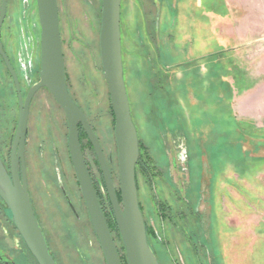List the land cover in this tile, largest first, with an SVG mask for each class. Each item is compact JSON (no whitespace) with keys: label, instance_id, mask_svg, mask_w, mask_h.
I'll list each match as a JSON object with an SVG mask.
<instances>
[{"label":"rangeland","instance_id":"374dc122","mask_svg":"<svg viewBox=\"0 0 264 264\" xmlns=\"http://www.w3.org/2000/svg\"><path fill=\"white\" fill-rule=\"evenodd\" d=\"M57 6L70 90L112 153L118 184L99 53L101 0ZM262 10L264 0L121 2L123 78L141 147L138 202L159 264H264ZM65 152L29 155L34 205L58 264H106ZM85 156L96 172L88 147ZM53 168L69 175L64 183L79 218L51 182ZM100 202L123 259L110 205L105 196ZM12 228L0 212V245L22 262Z\"/></svg>","mask_w":264,"mask_h":264},{"label":"water","instance_id":"95a60500","mask_svg":"<svg viewBox=\"0 0 264 264\" xmlns=\"http://www.w3.org/2000/svg\"><path fill=\"white\" fill-rule=\"evenodd\" d=\"M121 0H102L99 30V53L103 78L107 83L111 109L114 115V135L117 144L120 202L97 136L81 109L71 99L64 75L62 43L59 30L57 0H37L40 24L41 71L28 98L39 87H46L63 109L68 122L70 159L88 211L90 224L101 247L106 264H122L112 234L99 205L82 155L78 124H81L94 150L114 219L122 240L127 264H159L146 233L139 207L135 181V165L139 146L136 128L132 122L129 99L123 78L120 33ZM4 11V1L2 12ZM1 52V45H0ZM26 107L20 111L9 174L0 159V198L6 214L19 232L25 246L37 264H57L51 254L44 233L36 218L27 190L25 171L21 178L17 171V155L23 154L26 134ZM0 264H12L0 256Z\"/></svg>","mask_w":264,"mask_h":264},{"label":"flooded vegetation","instance_id":"af4514ba","mask_svg":"<svg viewBox=\"0 0 264 264\" xmlns=\"http://www.w3.org/2000/svg\"><path fill=\"white\" fill-rule=\"evenodd\" d=\"M3 1H4V11L2 12ZM36 19H37V24H36ZM38 33H39V38L37 36L36 37L37 39L35 41V35L36 34L38 35ZM40 33H41V29H40L39 17H38L37 0H0V45H1L0 159L4 167L6 168L7 172L11 174V159H12V148H13L14 137L19 123L20 111L24 110L26 107L27 119H26V134L24 140L23 154L21 157L18 155V147L16 148V152H15L17 155V171L19 177L21 178L22 167H24L25 179H26V185H27L29 197L36 218L38 220V223L44 233L49 249L51 251L46 233L42 226L41 219L39 217V214L37 213V209L32 199V192L29 181V176H30L29 172L31 166L29 165V161H28L29 155L32 157L33 156L37 157V154L40 155V153L42 154V151L45 150L48 154L50 153L49 158H51L52 154L61 157V155H63L65 150H67L68 154L66 156L69 157L72 168L73 165L70 159L69 148H68V122L66 115L63 109L61 108V106L56 102L50 91L44 86L36 89L32 93V95L28 98L31 88L35 84H37L40 80V71H41ZM63 62H64V54H63ZM64 75H65V85L71 99L74 101L76 105H78V107L84 113L92 130L94 131L95 135L98 138V141L101 145L102 151L104 153L111 174L112 183L118 201L120 202L121 198H120L119 172H118V184H117V181H115L116 178L114 176L111 167L112 164L114 163V158L112 156V153H108V154L105 153L103 149V145L95 129L90 123L88 116L86 115L85 111L82 109L78 101L72 95L66 76L65 62H64ZM131 118L134 124L133 117L131 116ZM64 126L67 132H63ZM78 132H79V142H80V147L84 158V162L86 164L90 179L95 189V193L97 195L100 208L102 210L100 198L102 196H105L107 202L110 205V208L112 209L106 192L103 176L98 161L96 159L94 150L81 124H78ZM65 137H66V148L64 149V144L62 139ZM137 137H138V133H137ZM114 140H115L116 153H117V144H116L115 135H114ZM31 142L34 144L33 148L36 150V152L34 153L33 152L34 149L32 148V153L28 154L29 153L28 146L30 145ZM138 146H139V155L135 165V181L137 176V172H136L137 167L141 163V159H140L141 147H140L139 138H138ZM86 147L90 148L92 150V153L94 154V159L96 160L98 165V170L96 171L97 174L96 172H93L91 165L88 163L86 159L85 156ZM116 158H117V171H118V155H116ZM53 169L54 171L51 172L52 174H54V177H52L51 182L59 189L61 195L63 196L69 208L75 214L76 218H79V215L74 208V205L71 201V198L68 195L64 183L69 179V175L66 174L65 172L61 174V171L57 168L56 169L53 168ZM0 212L4 214L5 218H7V220L10 222L11 226L13 227L11 236L8 230H5V234L6 236H10L11 240L13 241L12 246L14 250L23 255V261L22 262L16 261V259L11 255V253L7 249L3 248L1 245H0V256L5 261L11 262L12 264H37L36 260L30 254L26 246L25 247L27 251L25 250L24 248L25 244L19 232L17 231L16 227L12 224L9 217L7 216L6 208L1 198H0ZM51 254L55 258L52 251ZM122 261L121 263L124 264V262Z\"/></svg>","mask_w":264,"mask_h":264},{"label":"trees","instance_id":"16d2710c","mask_svg":"<svg viewBox=\"0 0 264 264\" xmlns=\"http://www.w3.org/2000/svg\"><path fill=\"white\" fill-rule=\"evenodd\" d=\"M111 209V208H110ZM103 212V215H104V217H105V219H106V222H107V225H108V227H109V230L111 231V228H110V225H109V220H108V218H107V216L105 215V213H104V211H102ZM111 220H112V223H113V227L115 228V230L117 231V235L119 236V238H120V235H119V231H118V228H117V225H116V222H115V219H114V215H113V211H112V209H111ZM147 232V231H146ZM120 240H121V238H120ZM121 242H122V240H121ZM122 249L124 250V246H123V243H122ZM119 256H120V254H119ZM120 258H121V261L122 260H124L123 262H124V264H127L126 263V256H125V250H124V254H123V259H122V256H120Z\"/></svg>","mask_w":264,"mask_h":264},{"label":"crops","instance_id":"0c3cea01","mask_svg":"<svg viewBox=\"0 0 264 264\" xmlns=\"http://www.w3.org/2000/svg\"><path fill=\"white\" fill-rule=\"evenodd\" d=\"M262 12H264V10H262ZM264 18V16L262 17V19Z\"/></svg>","mask_w":264,"mask_h":264}]
</instances>
